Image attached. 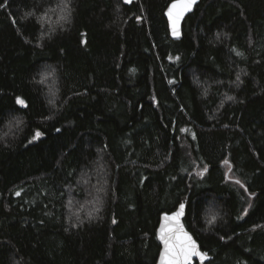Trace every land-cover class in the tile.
Returning a JSON list of instances; mask_svg holds the SVG:
<instances>
[{
	"label": "trees",
	"instance_id": "obj_1",
	"mask_svg": "<svg viewBox=\"0 0 264 264\" xmlns=\"http://www.w3.org/2000/svg\"><path fill=\"white\" fill-rule=\"evenodd\" d=\"M173 1L0 0V264H264V0Z\"/></svg>",
	"mask_w": 264,
	"mask_h": 264
},
{
	"label": "snow or ice",
	"instance_id": "obj_2",
	"mask_svg": "<svg viewBox=\"0 0 264 264\" xmlns=\"http://www.w3.org/2000/svg\"><path fill=\"white\" fill-rule=\"evenodd\" d=\"M125 3H130L131 0H124ZM196 0H176L171 5L168 12L169 21L171 24L173 36L179 35V23L184 13L189 11ZM237 76V80H239ZM43 82V81H41ZM231 99V97H229ZM16 103L26 107L24 100L17 97ZM59 131V129H57ZM42 135L40 131H36L33 139L39 138ZM195 138V137H193ZM231 170V165L227 160L224 161ZM207 171V168L204 169ZM243 187V184L239 180L235 181ZM19 195V193H17ZM185 205L180 204L179 210L175 212L171 217H164L166 224L161 230L160 240L164 244V252L161 255V264H193V258L198 257L203 264V261L207 259V253L201 252L196 245V242L188 235L183 226L180 223L181 217L184 215ZM115 223V221H113ZM214 222L210 220L209 223Z\"/></svg>",
	"mask_w": 264,
	"mask_h": 264
},
{
	"label": "water",
	"instance_id": "obj_3",
	"mask_svg": "<svg viewBox=\"0 0 264 264\" xmlns=\"http://www.w3.org/2000/svg\"><path fill=\"white\" fill-rule=\"evenodd\" d=\"M202 0H196V2L192 5L191 9L189 11H186L182 17V19L180 20V23H179V35L178 36H173L172 34V29H171V24H170V21H169V17H168V12H169V9L171 8V5L173 3L176 2V0H174L167 8L166 12H165V18L167 20V23H168V27H169V33H170V38L173 40V41H181L183 39V26H184V23H185V20L187 19L188 16L192 15L196 8L200 5ZM185 205V211H184V215L181 217L180 219V223L181 225L183 226L184 228V231L190 235L192 237V239L196 242V245L197 247L199 248V250L201 252H205L202 250L201 248V245L200 243L196 240V238L194 237V235L188 230V228L186 227V224H185V219H186V212H187V203H183ZM179 210V207L176 209V211H174L173 213H171L170 215H165L162 217V220H161V223H160V226H159V229H158V240L160 242V246H161V251H160V255H159V260H158V264H161V255L162 253L164 252V244L161 242L160 240V234H161V230L162 228L165 226L166 224V221L164 219V217L168 216V217H171L175 212H177ZM207 253V252H205ZM212 257L207 253V259L203 261V264H209L210 261H211ZM193 264H201V261L199 260L198 257H194L193 258Z\"/></svg>",
	"mask_w": 264,
	"mask_h": 264
}]
</instances>
